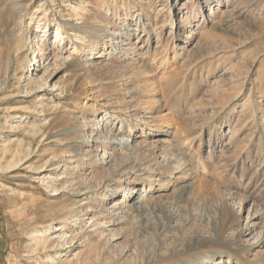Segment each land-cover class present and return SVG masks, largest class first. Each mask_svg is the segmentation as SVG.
I'll return each instance as SVG.
<instances>
[{
    "label": "rangeland",
    "instance_id": "374dc122",
    "mask_svg": "<svg viewBox=\"0 0 264 264\" xmlns=\"http://www.w3.org/2000/svg\"><path fill=\"white\" fill-rule=\"evenodd\" d=\"M0 264H264V0H0Z\"/></svg>",
    "mask_w": 264,
    "mask_h": 264
},
{
    "label": "bare ground",
    "instance_id": "6f19581e",
    "mask_svg": "<svg viewBox=\"0 0 264 264\" xmlns=\"http://www.w3.org/2000/svg\"><path fill=\"white\" fill-rule=\"evenodd\" d=\"M158 101V100H157ZM156 102V101H155ZM160 104V103H159ZM155 105V104H154ZM157 106V105H156ZM156 108V107H155ZM162 110V109H161ZM156 111H157V108H156Z\"/></svg>",
    "mask_w": 264,
    "mask_h": 264
}]
</instances>
